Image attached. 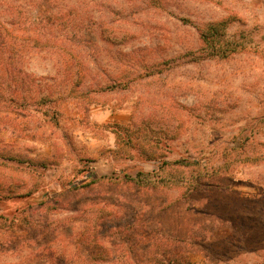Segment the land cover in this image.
Wrapping results in <instances>:
<instances>
[{
    "label": "rangeland",
    "instance_id": "obj_1",
    "mask_svg": "<svg viewBox=\"0 0 264 264\" xmlns=\"http://www.w3.org/2000/svg\"><path fill=\"white\" fill-rule=\"evenodd\" d=\"M0 100V264H264V0H0Z\"/></svg>",
    "mask_w": 264,
    "mask_h": 264
},
{
    "label": "trees",
    "instance_id": "obj_2",
    "mask_svg": "<svg viewBox=\"0 0 264 264\" xmlns=\"http://www.w3.org/2000/svg\"><path fill=\"white\" fill-rule=\"evenodd\" d=\"M209 2V0H206ZM230 19L223 18L218 20H209L204 21L200 24L198 28V39L195 45V48L187 52L182 58H185V64H200L203 62L208 61H225L228 59H231L235 55H240L244 53H259L261 49V40L259 42L255 41H249L247 40V36L244 33H241L240 35L229 34V28H230ZM181 21L185 23H189L192 25L193 21L189 18H181ZM80 62V60H79ZM81 63L79 64V66ZM126 77H114L111 81L117 83L118 81L124 83L126 82ZM121 84V83H119ZM109 88V87H108ZM13 97V96H12ZM9 100L11 103H15V98H12ZM6 100V103H4L3 100H0V102L4 103V106H7L10 102L8 101V97H4ZM10 103V104H11ZM139 158H144L145 160L151 162V161H162L161 159H164L165 156H163L159 151L151 149L149 151H142L139 149L137 151ZM184 160H178L175 161L172 164H184ZM190 163H194L193 161H190ZM163 164L166 166L170 165V163H166V161L163 162ZM195 164V163H194ZM164 169V168H163ZM126 177L127 179H131L129 174L120 173ZM119 174V175H120ZM114 175L111 176H101L97 174L95 171H89L87 178L85 181H83V184L85 186H92L94 184H97L101 181L108 180L110 182L114 181ZM150 175L147 172H144L141 170L139 172V176H146ZM146 178V177H143ZM119 180L118 178L116 181ZM145 180V179H141ZM138 184H141L138 182ZM148 184V183H145ZM194 190H197V188L194 187Z\"/></svg>",
    "mask_w": 264,
    "mask_h": 264
}]
</instances>
